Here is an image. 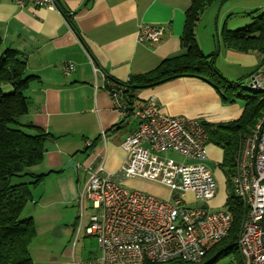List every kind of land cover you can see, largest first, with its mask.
Instances as JSON below:
<instances>
[{
	"label": "crops",
	"instance_id": "crops-1",
	"mask_svg": "<svg viewBox=\"0 0 264 264\" xmlns=\"http://www.w3.org/2000/svg\"><path fill=\"white\" fill-rule=\"evenodd\" d=\"M55 1L56 10L30 5L18 8L0 1V50L17 51L25 62L26 76L32 77L24 94L29 109L23 121L51 136L45 143L42 162L27 173L45 175L40 184L53 181L60 193L74 185L73 177L80 184L79 178L83 176V190L89 177L86 168L92 163H102L106 173L118 175L125 159L121 143L134 131L137 122L132 116L119 120L109 95L102 89L104 76L123 82L181 54L184 15L192 0ZM216 5L214 2L202 12L200 22L208 13L213 17ZM140 24L163 27L160 41L137 43ZM195 38L206 55L210 41L207 45L199 26L195 28ZM214 50L212 38V53ZM214 66L229 83H245L251 76L264 79V61L254 54L219 47ZM135 98L138 107L153 98L163 114L196 119L206 125L236 121L243 110L241 101L224 104L212 85L190 77L137 91ZM86 142L91 146L87 148ZM209 146L216 147L211 143ZM210 147L207 159L212 153L213 159L220 157L221 161V150L216 147V152ZM69 161L75 171L62 170ZM144 184L164 189L149 182ZM216 184V196L208 204L210 210L222 205L225 197L219 191L217 179ZM188 198L196 205L191 195ZM42 204L47 206L48 202Z\"/></svg>",
	"mask_w": 264,
	"mask_h": 264
},
{
	"label": "built area",
	"instance_id": "built-area-1",
	"mask_svg": "<svg viewBox=\"0 0 264 264\" xmlns=\"http://www.w3.org/2000/svg\"><path fill=\"white\" fill-rule=\"evenodd\" d=\"M0 1L18 8L56 10L55 0ZM163 32V27L140 24L136 42L158 43ZM128 80L117 82L104 76L102 85L119 120L132 116L137 122L121 143L124 162L116 177L106 173L102 163L88 166L89 177L80 196L96 211L84 229L96 238L100 250L92 264H211L217 254L207 257L206 245L224 239L231 222L223 209L208 206L217 184L205 166L208 137L204 126L196 119L163 114L153 98L139 107L129 105L122 96V84ZM243 87L264 101V79L251 76ZM85 146L90 147V142ZM167 151L189 162L175 165L159 159L158 154ZM233 165V192L246 213L227 248H237L241 264H264V115L243 137ZM126 180L161 186L169 197L160 200L127 191L120 186Z\"/></svg>",
	"mask_w": 264,
	"mask_h": 264
},
{
	"label": "trees",
	"instance_id": "trees-1",
	"mask_svg": "<svg viewBox=\"0 0 264 264\" xmlns=\"http://www.w3.org/2000/svg\"><path fill=\"white\" fill-rule=\"evenodd\" d=\"M216 1L218 0H192L185 12L180 36L183 52L163 60L151 71L130 76L128 82L122 84L123 99L135 107H138L135 105L137 91L183 77L209 83L219 92L224 104L230 105L236 101L243 103L242 113L236 121L217 125L202 123L208 143L221 150L218 167L225 189L221 206L230 216L231 222V228L224 239L206 245L207 257L217 254L211 264L218 258L238 251L235 246L227 248L235 239L246 213L245 205L233 192V158L243 137L251 132L264 115V101L258 94L247 91L243 87V80L229 83L218 73L214 66L218 51L205 55L197 45L195 28L200 15ZM220 38L222 46L219 47L242 54H254L263 62L264 14L251 16L248 26L234 31L226 29L224 25ZM25 70V62L20 59L17 51L7 49L0 53V264H31L28 246L37 233L36 225L32 218L19 217L31 198L30 187H36L45 175L32 176L26 169L42 162L45 143L51 139L44 130L35 128L32 124L20 123L28 113L29 101L24 94L32 80V77L26 76ZM3 86H8L10 92L4 93L1 88ZM23 128L34 131L35 134L28 135ZM13 177H29L32 180L11 185ZM237 264H241L240 256Z\"/></svg>",
	"mask_w": 264,
	"mask_h": 264
},
{
	"label": "rangeland",
	"instance_id": "rangeland-1",
	"mask_svg": "<svg viewBox=\"0 0 264 264\" xmlns=\"http://www.w3.org/2000/svg\"><path fill=\"white\" fill-rule=\"evenodd\" d=\"M218 1H216L217 5L213 17L212 13H208L201 22L200 17L197 24L200 34L207 39V45L208 39L210 41L209 52L206 55H212V38L215 44L214 52L219 50L221 31L224 25L226 29L234 31L248 26L251 23V16L255 17L264 14V0ZM220 5L222 6L220 12H218ZM217 15L219 22L216 30L215 17ZM1 88L4 93L10 92L8 86ZM240 92L243 91L240 90ZM245 93L248 92L245 91ZM20 123L25 124L23 118ZM23 130L28 135L35 134L31 130L25 128ZM209 147H206V150ZM210 150L219 152V149L213 146L210 147ZM211 155L212 153H209L205 166L213 174L214 179L218 180L220 184L219 191L224 194L222 173L218 167L220 157L213 159ZM158 157L165 161H172L175 165L189 162L172 151L162 152L158 154ZM31 169L32 167L26 169V172H30ZM79 179L81 181L80 184L76 181V177H73L74 185L66 187L60 193L57 191L56 183L53 181H47L44 185L39 183L35 188L30 187L31 198L22 209L19 219L32 218L37 225L38 231L28 246L31 264H92L99 258L100 250L96 238L86 235L84 231L89 218L94 216L96 211L91 208L89 201L80 199L84 178L82 176ZM31 180L29 177L21 179L13 177L10 180V184L27 183ZM120 186L127 191L142 192L160 200H167L169 197L167 190L144 184L142 181H121ZM47 202V206H43L42 203ZM221 208L222 206L220 205L217 209ZM79 227L80 230L78 229ZM238 256V251L231 252L218 258L214 264H237Z\"/></svg>",
	"mask_w": 264,
	"mask_h": 264
},
{
	"label": "water",
	"instance_id": "water-1",
	"mask_svg": "<svg viewBox=\"0 0 264 264\" xmlns=\"http://www.w3.org/2000/svg\"><path fill=\"white\" fill-rule=\"evenodd\" d=\"M66 168H71L72 170L75 171V166H74V164H73L72 161H69V162L63 167L62 170L66 169Z\"/></svg>",
	"mask_w": 264,
	"mask_h": 264
}]
</instances>
